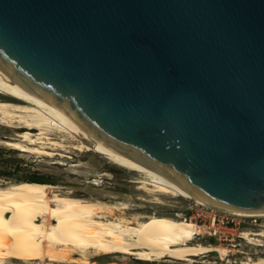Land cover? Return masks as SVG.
Masks as SVG:
<instances>
[{"label":"water","instance_id":"95a60500","mask_svg":"<svg viewBox=\"0 0 264 264\" xmlns=\"http://www.w3.org/2000/svg\"><path fill=\"white\" fill-rule=\"evenodd\" d=\"M0 66L222 210H264V0H0Z\"/></svg>","mask_w":264,"mask_h":264},{"label":"bare ground","instance_id":"6f19581e","mask_svg":"<svg viewBox=\"0 0 264 264\" xmlns=\"http://www.w3.org/2000/svg\"><path fill=\"white\" fill-rule=\"evenodd\" d=\"M0 125L22 131L14 140L2 142L10 149L64 159L71 153L64 145L69 143L80 154L94 151L111 164L139 174L135 183L145 194L184 197L244 220L264 219V210L238 214L200 200L160 171L106 144L1 66ZM59 150L64 154H57ZM58 189L30 182L0 185V264L13 260L24 264H94L92 259L118 255L150 263L194 262L200 257L229 258L232 253L225 247L195 243L205 233L196 223L157 215L130 218L123 212L126 205L83 199L73 192L62 195ZM260 227L259 231L240 233L241 240L262 250L257 259L240 264H264V225Z\"/></svg>","mask_w":264,"mask_h":264},{"label":"rangeland","instance_id":"374dc122","mask_svg":"<svg viewBox=\"0 0 264 264\" xmlns=\"http://www.w3.org/2000/svg\"><path fill=\"white\" fill-rule=\"evenodd\" d=\"M19 103V102H18ZM21 130L9 129L0 125V149L12 150V154H0V162L6 165H0V170H12V177L0 176V185L8 187L10 185L27 182L33 178H41L42 183L59 187L60 194L65 195L74 193L77 197L91 199L100 202L126 205L128 208L123 210L126 217L137 215L144 216H167L178 220L187 219L188 222L196 223L193 219L197 212L193 205L194 201L184 197H174L172 195L152 196L145 194L139 189L135 182L139 180L140 175L116 165L111 164L108 160L94 151L80 154L77 150L72 149V144H64L70 154L68 158H48L43 155H37L19 150L10 149L5 146L3 141L14 140V135ZM57 141H61L58 140ZM87 142V141H85ZM88 143V142H87ZM64 154L62 150L56 152ZM83 155V156H82ZM56 162V163H55ZM61 163V164H58ZM65 164V165H64ZM92 183L98 184L94 186ZM8 185V186H7ZM158 197V199H156ZM189 213L187 214L186 212ZM137 214V215H136ZM117 216H119L117 214ZM199 220V226H203L204 234L198 237L195 243L203 245H213L228 248L229 258L214 259L211 257L196 258L194 262H179L163 260L159 262H140L132 258L118 257H99L92 259L94 264H240L242 261L257 259L258 254L262 252L255 249L239 238L244 230L259 231L264 225V219H248L239 227L228 229L222 225L221 221L217 222L212 228L210 221ZM186 221V220H185ZM212 228V229H211ZM217 231V235L208 236L209 233ZM216 238V239H215ZM231 262V263H230ZM8 264H24L23 262L13 260ZM31 264H36L33 262Z\"/></svg>","mask_w":264,"mask_h":264},{"label":"built area","instance_id":"2783aa9c","mask_svg":"<svg viewBox=\"0 0 264 264\" xmlns=\"http://www.w3.org/2000/svg\"><path fill=\"white\" fill-rule=\"evenodd\" d=\"M197 209H196V213L193 216V219L196 220V224H199V220L204 221L203 219L208 218V221H210L212 228L216 225V223L219 221H221L222 225L226 226L228 229H233V227H239L241 226L244 222H246L247 220H244L242 218H238L229 214H225L216 210H213L212 208H209L205 205H201L198 203L193 204ZM188 212H186L187 214L189 213V211L191 210H187ZM187 221V219H185ZM252 220V219H251ZM250 220V221H251ZM255 223L257 222V219L254 220ZM211 228V229H212ZM212 236H216L217 235V231L215 230L214 233H209ZM216 239V238H215Z\"/></svg>","mask_w":264,"mask_h":264},{"label":"trees","instance_id":"16d2710c","mask_svg":"<svg viewBox=\"0 0 264 264\" xmlns=\"http://www.w3.org/2000/svg\"><path fill=\"white\" fill-rule=\"evenodd\" d=\"M13 151L12 150H4V149H0V154H12ZM6 165L3 162H0V165ZM12 170H7L4 168V170H0V176H4V177H12L13 173L11 172ZM27 182L30 183H42V179L41 178H33L28 180Z\"/></svg>","mask_w":264,"mask_h":264}]
</instances>
